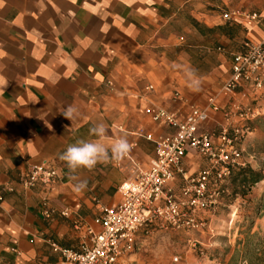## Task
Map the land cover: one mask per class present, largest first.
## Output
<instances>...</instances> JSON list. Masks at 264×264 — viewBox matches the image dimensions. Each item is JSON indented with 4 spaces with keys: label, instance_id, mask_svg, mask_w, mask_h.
Masks as SVG:
<instances>
[{
    "label": "crops",
    "instance_id": "1",
    "mask_svg": "<svg viewBox=\"0 0 264 264\" xmlns=\"http://www.w3.org/2000/svg\"><path fill=\"white\" fill-rule=\"evenodd\" d=\"M226 12L239 14L225 19ZM254 12L258 19L244 17ZM263 35L264 0H0V81L7 83L0 87V183L13 188L0 204V264H63L49 241L78 248L82 225L120 202L133 162L146 167L153 138L170 130L146 110L182 117L187 109L174 92L198 107L210 97L223 107L218 90L233 53ZM68 106L76 109L72 122L60 114ZM210 115L201 127L216 133L222 111ZM100 123L102 143L127 137L131 151L70 177L59 155L97 139L89 129ZM43 162L59 168L57 183L24 190L20 176ZM184 162L190 172L205 164L192 151ZM80 181L86 187L77 191Z\"/></svg>",
    "mask_w": 264,
    "mask_h": 264
},
{
    "label": "built area",
    "instance_id": "2",
    "mask_svg": "<svg viewBox=\"0 0 264 264\" xmlns=\"http://www.w3.org/2000/svg\"><path fill=\"white\" fill-rule=\"evenodd\" d=\"M238 12L223 13L225 19ZM245 18L256 20L258 13ZM152 89V86L148 87ZM264 89V35L251 40L243 51L233 53L229 77L220 85L218 95L225 98L220 107L215 97L204 107L188 103L179 92L173 99L186 106L181 117L177 112L157 108L147 109L154 122L167 125L169 131L153 138L154 155L146 167L133 162L131 175L121 185L122 198L113 206H102L93 225H82L84 235L78 248L65 247L49 241L53 253L63 264H122L137 249L144 235L155 228L174 231H195L203 227L201 211L215 207L221 187L234 165L240 163L237 142L249 132V120L255 116L251 103ZM222 111V123L217 132L201 126L211 112ZM152 139L151 135H146ZM203 157L205 164L195 172L185 165L187 152ZM60 170L48 163H32L20 176L24 190L37 186L52 187ZM10 185L0 183V204ZM61 214L68 215L67 209Z\"/></svg>",
    "mask_w": 264,
    "mask_h": 264
},
{
    "label": "rangeland",
    "instance_id": "3",
    "mask_svg": "<svg viewBox=\"0 0 264 264\" xmlns=\"http://www.w3.org/2000/svg\"><path fill=\"white\" fill-rule=\"evenodd\" d=\"M251 106L255 116L248 122L249 132L254 128L256 132L237 142L238 161L264 174V89ZM256 120L257 127L252 122ZM224 186L219 203L198 214L202 228H155L122 264H264V183L245 196L233 192L236 185L231 179Z\"/></svg>",
    "mask_w": 264,
    "mask_h": 264
},
{
    "label": "clouds",
    "instance_id": "4",
    "mask_svg": "<svg viewBox=\"0 0 264 264\" xmlns=\"http://www.w3.org/2000/svg\"><path fill=\"white\" fill-rule=\"evenodd\" d=\"M7 83L0 81V87L5 88ZM189 86L193 91H198L200 86L199 78L195 73L190 74ZM60 114L66 119L75 118L76 109L73 106L64 108ZM47 124V123H46ZM51 129V124H47ZM67 127V126H66ZM89 135L96 137L94 140L80 139L76 143L67 146L66 150L59 155V159L64 162L70 177L76 176L80 170H93L98 163L107 161L119 162L131 151V144L127 137H120L105 145L101 141L107 135V129L103 123L95 124L89 129ZM86 187L85 181H80L76 185V190L80 191Z\"/></svg>",
    "mask_w": 264,
    "mask_h": 264
},
{
    "label": "trees",
    "instance_id": "5",
    "mask_svg": "<svg viewBox=\"0 0 264 264\" xmlns=\"http://www.w3.org/2000/svg\"><path fill=\"white\" fill-rule=\"evenodd\" d=\"M264 177V174L260 170H255L250 166L234 165L231 167V173L228 179H231L233 184L236 185L234 193H239L245 196L247 191L253 186H256ZM225 191V186L221 187V197Z\"/></svg>",
    "mask_w": 264,
    "mask_h": 264
}]
</instances>
